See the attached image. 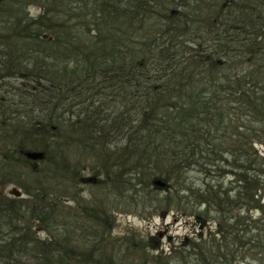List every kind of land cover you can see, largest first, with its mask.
Listing matches in <instances>:
<instances>
[{"label": "trees", "instance_id": "obj_1", "mask_svg": "<svg viewBox=\"0 0 264 264\" xmlns=\"http://www.w3.org/2000/svg\"><path fill=\"white\" fill-rule=\"evenodd\" d=\"M257 143L264 0H0V264H264Z\"/></svg>", "mask_w": 264, "mask_h": 264}, {"label": "rangeland", "instance_id": "obj_2", "mask_svg": "<svg viewBox=\"0 0 264 264\" xmlns=\"http://www.w3.org/2000/svg\"><path fill=\"white\" fill-rule=\"evenodd\" d=\"M33 13L38 14L39 9L33 8ZM257 151L264 155V145L257 143ZM3 188V187H2ZM5 188V189H4ZM3 189L6 194L13 193L17 189L13 185H7ZM83 189H89L87 186ZM81 189V190H83ZM85 190V194L88 191ZM264 203V198L262 199ZM67 202L69 208L73 205ZM258 212V213H257ZM253 213L255 217L260 215V211ZM203 230L201 225L196 224L195 220L190 217H184L179 214H169L166 217H155L154 219H143L137 212H121L116 214V225L114 235H122L128 232L139 233L142 236L153 235L160 250L167 253L172 246L179 244L187 235ZM215 230V229H214ZM45 237V234H42Z\"/></svg>", "mask_w": 264, "mask_h": 264}]
</instances>
